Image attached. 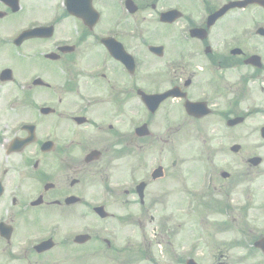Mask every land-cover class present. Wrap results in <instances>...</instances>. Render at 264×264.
Returning a JSON list of instances; mask_svg holds the SVG:
<instances>
[{"label":"flooded vegetation","instance_id":"flooded-vegetation-1","mask_svg":"<svg viewBox=\"0 0 264 264\" xmlns=\"http://www.w3.org/2000/svg\"><path fill=\"white\" fill-rule=\"evenodd\" d=\"M238 1L30 0L33 15L27 0H0V264H163L148 217L160 222L158 237L169 202L192 200L198 211L235 188L246 219L244 174L213 168L208 147L198 154L207 169L186 166L188 130L212 144L205 125L247 122L252 111L241 104L264 110V20L243 19L264 6L241 4L208 24ZM157 94L169 96L154 107ZM196 102L200 110L188 108Z\"/></svg>","mask_w":264,"mask_h":264},{"label":"rangeland","instance_id":"rangeland-1","mask_svg":"<svg viewBox=\"0 0 264 264\" xmlns=\"http://www.w3.org/2000/svg\"><path fill=\"white\" fill-rule=\"evenodd\" d=\"M27 8L33 15L39 11L38 6L31 3L30 0H27ZM253 17L256 18L255 20H264V13L257 8H250L244 12V20L251 19L253 21ZM8 26L15 29L13 23H8ZM260 43V39L253 38L249 44L257 46ZM9 59L11 66L18 67V52H14ZM244 108H248L252 112L248 121L243 125L230 129L218 118L217 121L205 125L206 131L211 132V137H213L212 144L204 145L202 137L198 139L194 137V130H188L193 133V137L187 139L191 142L186 146L188 160L186 166L197 170L200 175L207 164L199 159L198 154L208 147L209 150L216 152L213 168L244 174L243 188L247 194L249 193L246 200L250 203L246 219L242 220L237 214L239 210L236 211L241 206L240 195L235 194L238 193L236 188L228 201L233 208L228 214L222 211V205L227 201H222L219 197L215 200L211 198L204 200L203 202L211 203V207L208 208V205L204 204L196 214L184 213L182 205L179 209L178 205L168 204L171 216L166 220L161 236L154 237L152 231L153 227L161 225L160 222L151 223L149 217L146 220V223H149L146 226V231L148 237L152 239L155 258L159 262L183 264V258L193 257L199 264H264V255L257 249L253 250V239L264 236V209H262L264 201V139L260 136V129L264 125V110L254 109L252 104L251 106L246 104L239 106L240 111ZM219 109H222V104L218 105ZM176 140L177 138L171 136L169 142L165 144L166 148L172 150L168 155L169 173L177 159L178 151L175 153L173 150ZM235 143H239L242 147L237 154L230 151V146ZM254 156L261 157L263 165L258 167L250 165L248 158ZM192 158L196 160L192 161ZM199 175L196 179L197 182ZM194 176L186 175L185 179L192 180ZM166 183V186L169 187L168 190L175 189L174 185L177 184V180L174 176H170L166 179ZM199 227L203 232H200ZM239 227H243L247 231L246 237L239 234Z\"/></svg>","mask_w":264,"mask_h":264},{"label":"water","instance_id":"water-1","mask_svg":"<svg viewBox=\"0 0 264 264\" xmlns=\"http://www.w3.org/2000/svg\"><path fill=\"white\" fill-rule=\"evenodd\" d=\"M259 2L262 3V4H264V0H259ZM225 10H226V8H223V9H221L220 11H218L217 13H215L214 16L212 17L213 20H215V19L218 18L222 13H224ZM196 107H198V106H196ZM242 121H243V118H236V119H233V120L229 121V124H230V125H235V124H238V123H240V122H242ZM253 161L258 162V159L253 160ZM257 244H258V246H260V247H262V248L264 249V239H263L262 241L258 242Z\"/></svg>","mask_w":264,"mask_h":264}]
</instances>
